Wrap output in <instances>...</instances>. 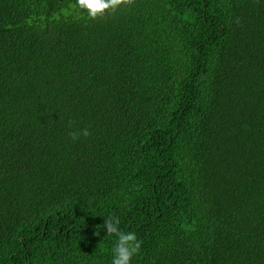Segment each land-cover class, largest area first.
<instances>
[{
    "label": "trees",
    "instance_id": "1",
    "mask_svg": "<svg viewBox=\"0 0 264 264\" xmlns=\"http://www.w3.org/2000/svg\"><path fill=\"white\" fill-rule=\"evenodd\" d=\"M111 217L131 264H264V0H0V264H112Z\"/></svg>",
    "mask_w": 264,
    "mask_h": 264
},
{
    "label": "clouds",
    "instance_id": "2",
    "mask_svg": "<svg viewBox=\"0 0 264 264\" xmlns=\"http://www.w3.org/2000/svg\"><path fill=\"white\" fill-rule=\"evenodd\" d=\"M134 0H77L78 6L87 11L92 19L103 18L106 14L114 13L121 6H130ZM87 136L89 132L83 129L81 133H70L73 140L79 135ZM118 217H111L104 221V228L109 235L118 237L114 247L112 264H131L132 257L139 251L141 241H139L133 232L125 233L119 227Z\"/></svg>",
    "mask_w": 264,
    "mask_h": 264
}]
</instances>
